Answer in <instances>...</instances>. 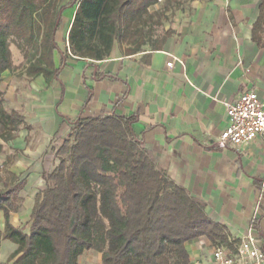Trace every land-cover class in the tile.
I'll use <instances>...</instances> for the list:
<instances>
[{
    "label": "crops",
    "instance_id": "0c3cea01",
    "mask_svg": "<svg viewBox=\"0 0 264 264\" xmlns=\"http://www.w3.org/2000/svg\"><path fill=\"white\" fill-rule=\"evenodd\" d=\"M73 1L61 0L60 6ZM263 2L189 0L190 7L176 12L161 48L142 46L129 55L133 47L121 43L103 61L71 54L76 8L65 10L55 35L59 51L53 59L59 73L50 85L43 76L28 77L32 90L25 110L34 118L25 122L29 129L9 142L24 152L21 169H8L27 182L20 197L45 182L44 174H50L46 161H54L52 151L70 138L74 121L116 114L133 118L141 147L170 180L205 205L208 217L231 241L241 243L252 233L264 250V138L239 149L219 144L229 125L225 103L248 92L264 96V31L257 41L253 37ZM10 223L21 228L18 213L10 214ZM4 228L0 213V230ZM16 249L2 241L0 264H13L10 256ZM214 249L205 238L187 245L192 264H214ZM78 264H103L102 254L87 251Z\"/></svg>",
    "mask_w": 264,
    "mask_h": 264
},
{
    "label": "trees",
    "instance_id": "16d2710c",
    "mask_svg": "<svg viewBox=\"0 0 264 264\" xmlns=\"http://www.w3.org/2000/svg\"><path fill=\"white\" fill-rule=\"evenodd\" d=\"M160 1L74 0L60 6L61 0H0V80L13 67L11 37L36 51L29 76H43L48 85L56 80L55 29L65 10L76 8L69 33L71 54L103 61L117 44L126 43ZM263 25L264 2L254 40ZM170 34L159 41L157 50ZM141 46L127 54H136ZM1 98L0 92V155L3 144L29 129L19 112L3 108ZM133 122L114 114L72 123L70 138L56 152L59 163L44 174L46 188L35 198L27 232L10 223V214L20 210V193L27 182L0 168V213L5 219L0 243L17 246L10 256L13 264H78L87 251L102 254L103 264H192L187 245L202 238L215 248L235 252L240 241H231L208 217L205 205L157 167L135 136ZM97 202L108 225L94 217Z\"/></svg>",
    "mask_w": 264,
    "mask_h": 264
},
{
    "label": "rangeland",
    "instance_id": "374dc122",
    "mask_svg": "<svg viewBox=\"0 0 264 264\" xmlns=\"http://www.w3.org/2000/svg\"><path fill=\"white\" fill-rule=\"evenodd\" d=\"M190 5L189 0H161L158 6L151 8L149 15L134 28L126 39L125 44L131 45L132 47L138 44H142V46L146 47H155L159 45V41L165 36L169 27L175 22L176 12L185 11ZM9 43L12 60L16 64L10 70L11 77L2 76L0 80L1 99L3 100L2 106L8 112H11L14 108L21 110L19 113L23 116L25 122H30L34 118V114H30V112L25 110V103L29 99L28 93L32 90L31 81L28 79L30 76L27 70L30 66L29 62L35 58L36 51L33 45H28L23 40L16 39L15 37H11ZM9 93H13L12 95L14 98L12 100L7 98ZM2 132L3 128L0 124V134ZM37 133L35 132L34 136H36ZM11 145H14V143L3 144L4 152L0 155V168H6L10 171L16 169V167H18L17 169H21L20 165L23 166L22 156L24 155L23 151L15 149ZM32 151L34 150L32 149ZM51 155L55 156V159L54 161H46V167L50 168L48 169L49 173H51L53 167H56L59 163L55 149L52 151ZM1 187L0 185V188ZM45 188L46 184L42 182V184H38L35 187V191H32L30 195L23 194L18 215L21 228L25 231H28L29 228L30 217L28 216L34 205L35 197L38 192L43 191ZM121 193L122 191H120V194ZM93 212L96 219L102 220L106 225L109 224L102 213L99 202L96 203Z\"/></svg>",
    "mask_w": 264,
    "mask_h": 264
},
{
    "label": "built area",
    "instance_id": "2783aa9c",
    "mask_svg": "<svg viewBox=\"0 0 264 264\" xmlns=\"http://www.w3.org/2000/svg\"><path fill=\"white\" fill-rule=\"evenodd\" d=\"M173 63H167L172 67ZM229 125L223 131L221 147L239 149L258 137L264 138V96L256 92L245 93L237 102L225 103ZM214 264H264V250L258 239L250 233L235 250L215 248Z\"/></svg>",
    "mask_w": 264,
    "mask_h": 264
},
{
    "label": "water",
    "instance_id": "95a60500",
    "mask_svg": "<svg viewBox=\"0 0 264 264\" xmlns=\"http://www.w3.org/2000/svg\"><path fill=\"white\" fill-rule=\"evenodd\" d=\"M57 29H58V26L56 27L55 32L57 31Z\"/></svg>",
    "mask_w": 264,
    "mask_h": 264
}]
</instances>
